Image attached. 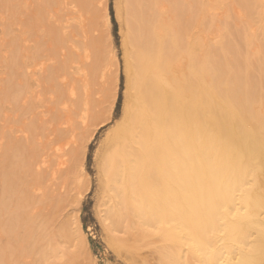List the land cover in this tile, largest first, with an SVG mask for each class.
<instances>
[{
  "label": "bare ground",
  "instance_id": "6f19581e",
  "mask_svg": "<svg viewBox=\"0 0 264 264\" xmlns=\"http://www.w3.org/2000/svg\"><path fill=\"white\" fill-rule=\"evenodd\" d=\"M185 1L114 6L129 93L99 144L100 221L127 264H264V0L237 21L234 0ZM107 9L0 0V264H96L77 212L113 113L92 80L117 86Z\"/></svg>",
  "mask_w": 264,
  "mask_h": 264
},
{
  "label": "rangeland",
  "instance_id": "374dc122",
  "mask_svg": "<svg viewBox=\"0 0 264 264\" xmlns=\"http://www.w3.org/2000/svg\"><path fill=\"white\" fill-rule=\"evenodd\" d=\"M186 2L185 0H183ZM194 1V0H193ZM234 6V10L232 8V11L230 13V18L229 19H236L237 21V13L235 14V11L239 9V11L242 12L243 6L240 4H237ZM117 2H121V0H107V20L105 18L101 19V16H99V21H98V27L100 26L102 30V24L105 26L104 29L108 31V40L110 42V51L109 53L106 51V54H115L116 58L118 59V78L116 81V88H114V96L111 98V94H113V91H111L112 88V82L106 83L105 86H107V89L103 91L102 94H100L96 88L101 87V83L98 82L100 85L97 87V81L98 78H94L92 81L94 82L92 85V89L97 93H92L90 94V104L95 106L98 105L97 108L101 106V104H107L110 100H112V105H113V113H112V118H110L107 122L102 124L97 128L95 133L92 135V138L90 139V142L88 143L86 150H85V159L83 160L84 162V167L86 168V175L90 179V185L91 187L88 188L86 191L82 193V197H80L81 205L79 206V211L77 212L80 217V222L82 225V228L84 230V234L86 236L87 242H88V250L78 252L77 258L82 260H94L96 261V264H127L125 261H123L120 257H117L113 251L109 248L107 244V239H106V232L103 229V226L100 221V217L97 211V206H98V201H97V194H98V152H99V144L101 139L104 137L105 132H107L110 128H112L115 124L113 121L115 119L120 120V116L122 114L124 105L126 103L127 99V93H129L126 88V79H125V74H124V58H123V46L122 43L124 42L126 36V27H125V22L122 21V18L119 20L118 16L116 15V9L114 6L117 5ZM187 3V2H186ZM185 3V4H186ZM180 4V8L183 10V12H180V16L177 15V19H179V22L181 19L185 20L186 16L188 17L186 10L188 8L187 4ZM239 5V6H238ZM184 6V7H183ZM238 6V8H237ZM242 7V8H240ZM179 8V9H180ZM186 16H185V15ZM235 14V15H234ZM242 14V13H240ZM236 17V18H235ZM103 19H105V23L101 22ZM176 19V20H177ZM107 21V22H106ZM223 22V19L221 20ZM223 29L225 30L224 27H226L227 23L222 24ZM221 25V26H222ZM103 31V30H102ZM101 33H105L102 32ZM223 32V30H221ZM95 33V32H94ZM106 37V36H105ZM106 40V38H104ZM255 47L253 46V49ZM251 49V51H253ZM95 55V54H94ZM96 61V60H94ZM113 67L108 68V73L111 72ZM104 86V87H105ZM95 87V88H94ZM101 89V88H100ZM127 89V90H126ZM96 90V91H95ZM111 92V93H110ZM108 94V96H106ZM93 98V100H92ZM95 98V99H94ZM94 101V102H92ZM100 101L102 102L100 104Z\"/></svg>",
  "mask_w": 264,
  "mask_h": 264
}]
</instances>
